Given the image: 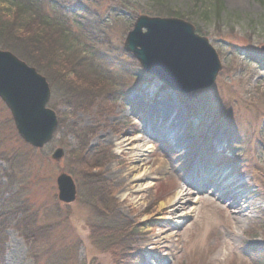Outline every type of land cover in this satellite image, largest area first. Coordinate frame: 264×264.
<instances>
[{"label":"rangeland","instance_id":"obj_1","mask_svg":"<svg viewBox=\"0 0 264 264\" xmlns=\"http://www.w3.org/2000/svg\"><path fill=\"white\" fill-rule=\"evenodd\" d=\"M49 1L58 8L50 16L76 34L82 23L95 27L109 71L101 94L107 99L103 106L98 98L90 111L57 105L63 127L44 151L47 161L41 165L18 150L22 156L15 166L9 160L19 136L0 100V194L7 200L0 204V264H251L250 247L264 249V67L257 61L264 46V0H222L221 19L207 14L212 0ZM0 8L11 15L6 0ZM142 15L193 25L219 55L222 70L215 84L188 95L201 110L194 122L188 120L185 95L145 74L123 49ZM166 98L177 107L171 110L180 122L177 143L155 134L158 124H150L151 110ZM72 126L80 137L70 134ZM80 140L86 158L72 153ZM58 149L64 155L55 161ZM201 172L206 183L217 172L238 182L250 205L245 214H236L222 197L225 182L206 187ZM144 173L150 178L136 181ZM60 174L77 188L70 205L58 201ZM96 177L109 195L100 203L108 200L111 206L103 214L89 199ZM179 193L191 212L183 221L177 220V208L163 206ZM124 224L132 231L126 249L111 251L115 236L96 230Z\"/></svg>","mask_w":264,"mask_h":264},{"label":"trees","instance_id":"obj_2","mask_svg":"<svg viewBox=\"0 0 264 264\" xmlns=\"http://www.w3.org/2000/svg\"><path fill=\"white\" fill-rule=\"evenodd\" d=\"M6 2L9 5L11 15L0 8V49L13 53L47 79L52 92L50 107L56 110V107L67 106L71 107L68 109L74 111H90L97 105L98 98L102 101L101 105L104 106L107 94L105 98L101 95L104 92L102 82L105 80L108 70L104 58L101 57L103 53L100 50L101 45L98 44H102V41H96L95 27L89 25L88 22L82 23L79 26V32L76 34L64 22L50 16L49 13H55L58 8L55 4H51L49 0H6ZM223 6L222 0H212L211 4L207 6V14L209 17L214 16L221 19L224 12ZM123 7H128V4ZM168 16L176 15L169 12ZM248 55L251 56V54ZM257 61L264 67V54H260ZM134 63L137 65L136 61ZM121 69L124 71L123 68ZM192 97L193 95H185L181 98L188 112V120L194 122L200 115L201 110L197 103L191 101ZM206 116L208 114L204 111L203 118L207 119ZM62 127L63 122L59 118L57 135L61 134ZM68 128L71 135L80 137L81 133L75 126ZM84 131L82 130L83 134ZM19 138L18 149L14 151L13 158L9 160L13 166H15L18 158L22 156L18 150H23L26 156L40 162L41 165L44 161H47L44 151L49 146L43 150H37L26 145L23 141L21 142ZM81 140L77 150L72 153L79 155L81 152L79 156L86 158V156L84 157L86 149ZM12 168V174L14 175L15 172ZM8 178L11 179V177ZM102 184V179L96 177L95 183L89 188V199L93 202L97 201L95 203L101 207L99 210L103 214L105 211L109 212L111 206L108 200L105 201V204H100L102 199L109 197L104 192ZM3 194H0V204L5 206L7 200H4ZM262 224L264 225V222ZM262 227L264 228V226ZM96 232L100 234L112 233L115 236L116 244L113 247L111 246L110 249L111 251H114V249L119 251L122 248V253L126 249L125 245L129 242L127 234L132 233L126 224L115 230L108 225L103 226ZM44 235H50L48 230ZM247 237H252V235L248 234ZM118 242L119 245H117ZM253 248L256 247L251 246L249 253L251 264H264V249L259 251Z\"/></svg>","mask_w":264,"mask_h":264},{"label":"water","instance_id":"obj_3","mask_svg":"<svg viewBox=\"0 0 264 264\" xmlns=\"http://www.w3.org/2000/svg\"><path fill=\"white\" fill-rule=\"evenodd\" d=\"M123 49L145 74L180 95L210 89L222 70L209 40L193 25L177 18L138 17ZM50 99L47 79L13 53L0 49V100L9 109L20 138L38 150L53 142L59 126L56 112L48 106ZM63 155L64 151L58 149L53 159L60 161ZM56 183L58 201L74 203L77 188L73 179L60 174Z\"/></svg>","mask_w":264,"mask_h":264},{"label":"bare ground","instance_id":"obj_4","mask_svg":"<svg viewBox=\"0 0 264 264\" xmlns=\"http://www.w3.org/2000/svg\"><path fill=\"white\" fill-rule=\"evenodd\" d=\"M174 108H177L175 106V103L172 102L169 98H166L164 101H160V103L156 104L155 109L151 110V116H149V118L151 120L150 124L152 128L155 127L154 125L156 123L158 124V127H159L158 133L155 132V134H159L163 138H168L170 136V138L173 139V142L176 141L177 143V141L179 140V132H174V130L176 128H179L180 122H179V118H173L171 115V112H172L171 110H173ZM169 128L171 129L169 130ZM171 133H173V135ZM141 158H142V155L141 156L139 155L136 158V162H139ZM203 173L204 172L200 173L201 175H199V178L201 179L202 183H206L207 178L203 177L205 175ZM150 176H151L150 173L149 174L144 173L140 177H138L136 181L150 178ZM213 177H216V178L208 180L205 186L207 187L210 184L216 183V182H220V184H223L225 182L226 185L222 188V197L228 198L229 207L236 214L238 215L245 214V212L250 208V205L246 201V197L243 196L238 191L240 184H238V182L236 181L228 180L225 174L221 172H217L215 175L212 176V178ZM189 185L195 188L193 181H190ZM184 201H185V195H183V193H179L175 197L169 199L163 206L173 207L174 209L177 208L176 209L177 220L183 221L186 218H188L191 214V212H189L188 207L184 204ZM163 240L164 239L160 236L155 244L160 246Z\"/></svg>","mask_w":264,"mask_h":264}]
</instances>
